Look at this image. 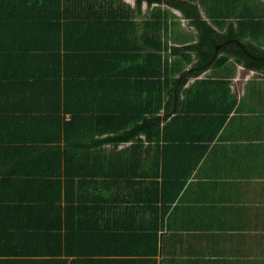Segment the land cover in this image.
Listing matches in <instances>:
<instances>
[{"label": "crops", "instance_id": "obj_1", "mask_svg": "<svg viewBox=\"0 0 264 264\" xmlns=\"http://www.w3.org/2000/svg\"><path fill=\"white\" fill-rule=\"evenodd\" d=\"M117 1L115 8L123 14L133 12L129 22L138 24V37L140 23L161 7L173 15L169 44L202 40L204 28L197 29L175 7ZM180 1L198 5L201 21L219 43H235L249 56L247 43L264 49V35L238 39L230 29L237 33L241 28L232 11L264 17V0H215L211 15L206 14L210 0ZM129 32L136 30L130 25ZM130 39L136 44L135 34ZM19 47L0 51V264H264V70L248 69L233 56L217 66L226 56L220 51L197 78L172 83L168 108L158 115L162 125L168 121L167 142L154 141L150 127L135 137L143 140L137 156L125 150L131 141L120 143L114 149L120 161L110 163L107 142L100 164L86 162L83 175L69 182L55 177L58 192L72 188L77 193L67 225L46 214L50 184L40 185L34 175L19 179V172L42 175L43 164L7 161L13 141L28 132L23 125L36 122L45 130L51 111L62 104L50 84L62 83L60 64L48 60L53 69L34 62L23 67L25 59L47 53ZM169 59L170 64L178 60ZM191 70L182 67V72ZM11 79L22 82L24 102L14 104L22 89L8 84ZM59 116L70 121L71 113ZM58 206L66 202L60 199Z\"/></svg>", "mask_w": 264, "mask_h": 264}, {"label": "trees", "instance_id": "obj_2", "mask_svg": "<svg viewBox=\"0 0 264 264\" xmlns=\"http://www.w3.org/2000/svg\"><path fill=\"white\" fill-rule=\"evenodd\" d=\"M146 1L175 7L197 29L204 28L201 42L182 47L169 44L173 15L161 7L154 8L140 23L141 35L138 37V24L129 22L134 17L133 12L123 14L120 7L121 10L115 8L117 0H0V51L21 46L19 51L47 53L29 62L25 59L23 67L34 62L35 66L53 69L49 61L54 60L60 64L59 77L63 78L62 83H50L51 89L60 95V108L51 111L52 117L46 122L45 130L44 124L43 129L36 122L24 124L23 129L28 132L17 140L14 138L16 141L10 146L13 151L7 161L21 166L43 164L42 175H37L36 171L29 174L18 171L22 175L19 179L26 181L34 175L40 185L42 182L46 186L50 184L44 202L45 208L49 209L46 214L50 218L60 217L67 225L69 210H75L78 205L77 193L72 188L58 192L55 186L60 185V180L55 177L62 176L69 182L83 175L81 167L86 162L100 164L106 152L102 146L107 142L112 148L107 157L110 163L120 161L114 153L120 143L131 141L125 150L130 156H137L143 148V140L135 137L139 131H149L150 127L154 141L167 142L168 121L165 119L162 125L158 115L168 108V88L172 83L185 84L189 79L197 78L202 68L210 66L214 53L220 51L226 56L217 66L233 56L245 62L248 69L264 70V49L255 48L251 43L246 47L253 56L235 43L216 49L221 40L210 36L212 31L201 21L198 5L180 0ZM215 3L210 0L207 15L214 11ZM231 16L241 27L234 33L231 26L232 37L241 39L248 35L260 39L264 35V17L240 10L232 11ZM130 25L136 33L129 32ZM133 34L136 44L130 39ZM170 56L177 58V62L170 64ZM183 65L195 68V71L182 72ZM177 75L180 77L176 78ZM35 77L31 75L30 79ZM8 82L22 89L14 104L24 102L22 82L14 79ZM61 113H71L70 121L59 116ZM2 147L0 140V153ZM60 199L66 202L65 207L58 206ZM64 209L65 213L62 212ZM69 226H66L68 231L76 230ZM53 258V261L57 260L56 256Z\"/></svg>", "mask_w": 264, "mask_h": 264}, {"label": "flooded vegetation", "instance_id": "obj_3", "mask_svg": "<svg viewBox=\"0 0 264 264\" xmlns=\"http://www.w3.org/2000/svg\"><path fill=\"white\" fill-rule=\"evenodd\" d=\"M226 44H228V41L222 42V43H221V46H220L219 48L223 47V46L226 45Z\"/></svg>", "mask_w": 264, "mask_h": 264}, {"label": "water", "instance_id": "obj_4", "mask_svg": "<svg viewBox=\"0 0 264 264\" xmlns=\"http://www.w3.org/2000/svg\"><path fill=\"white\" fill-rule=\"evenodd\" d=\"M237 43H239L241 46H243L240 42L237 41Z\"/></svg>", "mask_w": 264, "mask_h": 264}]
</instances>
